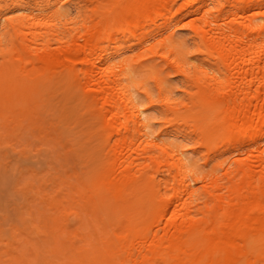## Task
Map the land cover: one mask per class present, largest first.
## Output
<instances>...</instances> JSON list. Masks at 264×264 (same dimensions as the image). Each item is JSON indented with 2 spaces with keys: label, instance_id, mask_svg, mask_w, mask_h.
<instances>
[{
  "label": "bare ground",
  "instance_id": "obj_1",
  "mask_svg": "<svg viewBox=\"0 0 264 264\" xmlns=\"http://www.w3.org/2000/svg\"><path fill=\"white\" fill-rule=\"evenodd\" d=\"M80 2L70 19L62 0H0V165L34 142L62 168L11 171L0 264H264V0Z\"/></svg>",
  "mask_w": 264,
  "mask_h": 264
},
{
  "label": "rangeland",
  "instance_id": "obj_2",
  "mask_svg": "<svg viewBox=\"0 0 264 264\" xmlns=\"http://www.w3.org/2000/svg\"><path fill=\"white\" fill-rule=\"evenodd\" d=\"M62 3L64 4V8L63 9L65 10V14H67V18H70V19L71 18H76L79 15L83 14V12L85 11L84 5H83V3L80 2V0H62ZM1 28H4V27L1 25ZM174 28H176V29H174ZM174 28H173V30H174V32H176L175 33V38L179 41V43L182 45V47L185 50H187L189 52V54H190V52L193 51L194 46H193L192 36L190 35L189 30L187 28L181 27L179 25L176 26V27H174ZM129 54H131V52L126 51L125 55L127 56ZM167 81H168L167 86L171 90L172 98L175 99V100H177V101L186 102L187 96L184 93V90L185 89H184V85L181 82V80L179 78L175 77L174 75H169L168 78H167ZM149 85H150V87L152 89L153 97L154 98H157V91L154 89L153 84H149ZM141 100L143 101V103H145V100L144 99L141 98ZM63 102H64L63 101V91L61 89H59V88H55V90H53L51 92V107L53 108V109L51 108L52 111H53V112L51 111L52 114L49 115V117H51V122H52V120H56V118L58 117V115L60 113V110L63 111V108H62ZM69 106H71V105H69ZM146 115H147V117H148V119H149V121L151 123V128H150L151 132L156 133V132H158L160 130H164L165 129L166 126L164 125V122L167 119V115L162 110L161 107H159L157 105V106L151 108L150 110H148V112L146 113ZM53 122H55V121H53ZM80 128H82V126H80ZM80 128H77V131L80 130ZM168 139L171 140V141H174L176 143H179V144L188 145V147H189V150H188V153H187L188 156L191 159L196 160L197 163H198V165L201 166V169L203 171H205V170H207V169L210 168V166H211V164L213 162L209 166H203L202 165L203 160H202V156H201L202 153H194V150L191 147L192 146V143H190V141L187 138L184 139L180 134L175 135V136H173L172 134H170L168 136ZM30 141H31V139H30ZM32 141H34V140H32ZM30 145L31 146L34 145V147L32 149H35V151L32 150V149H30L31 148V146H30V147H28L29 151L26 152L25 154H23L21 151L18 150L19 149L18 146H20L18 144V145H14L13 146V147H15L14 148L15 149L14 150L15 152L10 151V149H12L13 147L12 148L11 147L10 148H7L8 150L7 151L5 150V152H4L5 153L4 154L5 155V159L4 160H6V159L7 160L4 163L1 162V165H3V166L0 165V168L3 167V169H1L3 172H5L4 167L6 168V166L10 167L11 170L8 169V167H7L6 169L7 170H10V171H7L6 170V173H4V174L2 173V171H0L1 174H3V175L0 174V176H1L0 177V180L2 178V180H1L2 181V184L4 182L3 185H1V183H0V199L2 201V203H0V204L3 205V203H5L4 206H7L6 208H8V209H10V205L13 206L12 201L14 202V199H15V202L14 203L17 204V202H19V200L17 198L18 196L17 197L16 196L15 197L14 196L13 197L11 196V194L12 195H15V193H16L15 191L18 188L17 187L16 189H14L16 187V184L15 183H17V182H14V180H17L19 178L18 176H21L20 174L19 175L16 174V171L13 170V169H15V166H19L17 164L24 163L21 166L28 167V170H29V167L32 168V169H35L39 173L38 174V178H40L39 175L41 176L43 174H46L47 172H51V169H52L51 167H54L55 168L54 169L55 171L56 170L57 171H60V170L62 171V168L60 167L61 160H60V162L58 164L59 159L56 158V156H57V150L55 151V150H52V148L49 149L46 146H43V145L41 146L40 143H39V145L42 147V149L44 147L45 151H47V152H45L44 150H42V153H38L37 154L36 153L38 151L37 148H40V147L37 146L36 143H34V142H33V144L31 143ZM36 149H37V151H36ZM48 150L50 151V154L53 156L52 158L54 159V161H52L53 159H48V157H49L48 154H47L49 152ZM40 151H41V149H40ZM52 152H54L55 155H53ZM19 154L20 155H23V157L25 155V156H27V158L29 156L30 159H24L25 157L23 158ZM26 154H28V155H26ZM45 154H46V156H45ZM36 156H39V157L37 158ZM54 156H55V158H54ZM9 162H11V163L8 164ZM68 163L73 165V162H70L69 161ZM12 165H14V167ZM26 167H24V168H26ZM32 169H30V170H32ZM54 170L52 171L53 174L55 172ZM11 171H12V173H13V171H15L13 173V175H18V176H15L14 177L13 175H11L12 174ZM47 175H49V173ZM43 176H46V175H43ZM3 177H5V178H3ZM16 177H18V178L16 179ZM7 179H11V180H7ZM12 179H13V182H12ZM12 183H14V185ZM11 185L12 186H15V187L13 188V187H11ZM12 189H14V190H12ZM8 196H10V197H8ZM7 200H8V202H10L12 204L7 205L6 204ZM16 200H17V202H16ZM14 208H15L14 206H13V208L11 207V212H10L12 219H14L13 218L14 217V215H13V211L14 210H12Z\"/></svg>",
  "mask_w": 264,
  "mask_h": 264
}]
</instances>
